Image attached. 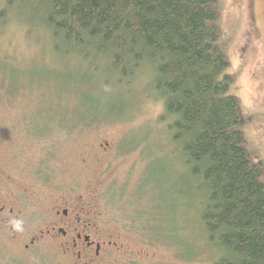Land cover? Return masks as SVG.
Masks as SVG:
<instances>
[{"label": "rangeland", "instance_id": "1", "mask_svg": "<svg viewBox=\"0 0 264 264\" xmlns=\"http://www.w3.org/2000/svg\"><path fill=\"white\" fill-rule=\"evenodd\" d=\"M30 9L28 0L5 8L0 23V186L22 198L21 220L39 227L49 184L82 193L95 187V208L125 232L138 264H212L218 250L206 240L198 200L178 188L175 167L183 166L149 75L129 88L94 91L82 61L56 55L43 27L21 20ZM218 11L245 147L264 182V0H218ZM6 232L0 226V264H58L52 252L23 262Z\"/></svg>", "mask_w": 264, "mask_h": 264}, {"label": "trees", "instance_id": "2", "mask_svg": "<svg viewBox=\"0 0 264 264\" xmlns=\"http://www.w3.org/2000/svg\"><path fill=\"white\" fill-rule=\"evenodd\" d=\"M24 1L0 0V23L5 8ZM28 1L20 19L43 27L56 55L82 61L94 91L149 75L183 166L175 167L178 188L198 200L206 240L218 250L212 264H264L262 170L245 147L218 0ZM80 99L97 111L91 95Z\"/></svg>", "mask_w": 264, "mask_h": 264}, {"label": "flooded vegetation", "instance_id": "3", "mask_svg": "<svg viewBox=\"0 0 264 264\" xmlns=\"http://www.w3.org/2000/svg\"><path fill=\"white\" fill-rule=\"evenodd\" d=\"M105 145H100L101 151ZM8 188L0 186V226L8 231L5 235L18 247L23 262H29L33 253L52 252L58 264H138L139 255L125 232L115 231L95 208V187L82 193L49 184L42 195L43 217L33 230L21 220L22 198ZM20 190L28 195L27 188Z\"/></svg>", "mask_w": 264, "mask_h": 264}]
</instances>
